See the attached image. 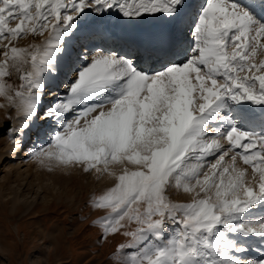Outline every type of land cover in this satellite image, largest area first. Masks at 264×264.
I'll use <instances>...</instances> for the list:
<instances>
[{"label": "snow or ice", "instance_id": "obj_1", "mask_svg": "<svg viewBox=\"0 0 264 264\" xmlns=\"http://www.w3.org/2000/svg\"><path fill=\"white\" fill-rule=\"evenodd\" d=\"M113 16L163 27L102 47ZM0 98L16 154L116 180L119 264H264V0H0Z\"/></svg>", "mask_w": 264, "mask_h": 264}, {"label": "rangeland", "instance_id": "obj_2", "mask_svg": "<svg viewBox=\"0 0 264 264\" xmlns=\"http://www.w3.org/2000/svg\"><path fill=\"white\" fill-rule=\"evenodd\" d=\"M194 2L199 3L200 0ZM118 22L121 21L115 16L104 22L103 26L114 35L109 40L110 46L107 41H98L102 47L117 46L115 41L120 35L114 27ZM149 23L143 24L149 27ZM130 29L136 30L135 27ZM41 42L42 38L29 37L21 40L19 46ZM9 81H19V74L13 73ZM60 87L61 91L65 90L62 84ZM53 99L55 97L50 93L44 97L45 101ZM0 106V236L3 237L0 264H47L48 253L52 251L55 254L53 244L57 258L52 264H70V260L72 264H119L115 259L117 249L122 243H128L129 238L121 239L124 235L117 233L104 241L103 231L95 223L103 217L88 221L97 211L92 207L93 197L114 187L116 180L109 176H98L94 172L85 173L81 167L48 171L31 159L28 151L16 154L8 130H18L22 117L6 99H0ZM7 123L8 129L2 131ZM40 123L43 125L46 122ZM37 131L42 130L31 133L33 140ZM48 139L41 135L37 143L45 142L43 146H47ZM9 152L14 155L6 156ZM115 171L119 172V168H115ZM103 177L107 178L106 182L102 180ZM167 195L176 203H186L182 197L188 198L187 203L193 200L192 195L181 191ZM63 229L65 233L57 241L55 238ZM73 235L76 236L72 238ZM101 248L104 256L94 258L93 255L99 254ZM248 255L255 256L256 253Z\"/></svg>", "mask_w": 264, "mask_h": 264}, {"label": "bare ground", "instance_id": "obj_3", "mask_svg": "<svg viewBox=\"0 0 264 264\" xmlns=\"http://www.w3.org/2000/svg\"><path fill=\"white\" fill-rule=\"evenodd\" d=\"M197 2H198V0H197ZM116 18V17H115ZM119 21H121L120 23L118 22V25H117V27L115 26L114 28L115 29H117V30H119V32H118V34L120 35V38L119 39H116V41L115 42H117V45H118V43H119V41L122 39V38H124V37H126V36H129V35H138V36H143V37H147L146 35H147V33H148V36L149 35H151V34H153L154 32H156L157 30H159V29H161L162 27H163V23L162 22H160V21H151V20H149L147 23H149V27H147L146 26V24H136V23H129L128 21H127V19L126 18H121ZM136 28V30L134 31V30H132V29H130V28ZM112 29V28H111ZM110 31V30H109ZM147 31H149V32H147ZM110 40V39H109ZM109 40H107V44L109 45V44H111V42H109ZM105 42V41H104ZM113 42V41H112ZM110 46V45H109ZM13 86H14V88H18L19 87V85H20V79H19V81H17L16 83H13V82H11V81H9ZM60 82L59 81H56V82H53V84H52V87L54 86V87H56V85L57 84H59ZM61 85V84H60ZM60 89H61V87H60ZM1 99V98H0ZM22 119V118H21ZM14 155V154H13ZM102 180L103 181H107V178H105V177H103L102 178ZM114 181V180H113ZM178 190H176L175 188H171V189H169V191H168V193L169 194H172V193H176ZM178 192H180V191H178ZM85 196V195H84ZM182 200L183 201H186V203H187V201H188V198L187 197H182ZM83 213H85V211H83ZM106 214H108L107 213V211L106 210H102V209H97V211H96V213H95V215L94 216H92L90 219H88V221H90V220H98V219H100L101 217H104V216H106ZM95 220V221H96ZM77 232V231H76ZM63 233H65V230L63 229V231H61V233H58V235H57V237L55 238V239H57V241H60V238H61V236L63 235ZM76 235H73L72 236V238H74ZM112 235H110V236H108L107 237V239H104V241H107L110 237H111ZM66 239L67 240H69V241H71L72 239H71V237H66ZM121 239H125V236L123 237V238H121ZM122 244H124V243H122ZM53 246H54V250H55V254H53L52 253V251H50L49 253H48V257H47V264H52V262L53 261H55L56 260V258H57V250H56V246L53 244ZM101 252L99 253V254H94L93 256H94V258H101V257H103L104 255H103V249L101 248ZM62 257H63V255H62ZM69 263L70 264H72L73 263V261L72 260H70L69 261ZM41 264V263H40Z\"/></svg>", "mask_w": 264, "mask_h": 264}, {"label": "water", "instance_id": "obj_4", "mask_svg": "<svg viewBox=\"0 0 264 264\" xmlns=\"http://www.w3.org/2000/svg\"><path fill=\"white\" fill-rule=\"evenodd\" d=\"M8 127H9V123L6 124V127L2 129V131L8 129Z\"/></svg>", "mask_w": 264, "mask_h": 264}]
</instances>
